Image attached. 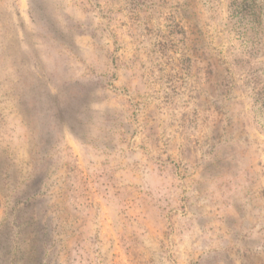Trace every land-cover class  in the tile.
<instances>
[{"label": "rangeland", "instance_id": "rangeland-1", "mask_svg": "<svg viewBox=\"0 0 264 264\" xmlns=\"http://www.w3.org/2000/svg\"><path fill=\"white\" fill-rule=\"evenodd\" d=\"M0 264H264V0H0Z\"/></svg>", "mask_w": 264, "mask_h": 264}]
</instances>
